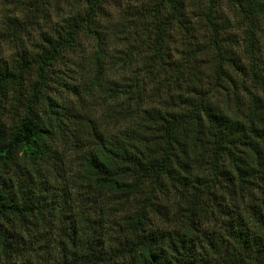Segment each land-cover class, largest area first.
Instances as JSON below:
<instances>
[{"label": "trees", "instance_id": "trees-1", "mask_svg": "<svg viewBox=\"0 0 264 264\" xmlns=\"http://www.w3.org/2000/svg\"><path fill=\"white\" fill-rule=\"evenodd\" d=\"M84 2V13L68 16L63 32L48 40L29 89L24 73L34 61L0 64V258L19 250L21 225L57 206L55 264H264V101L253 91L242 111L195 92L180 98L185 109H146L118 136L93 135L92 128L88 148L68 161L75 169H65L57 148L86 128L44 95V73L79 32L100 36L95 17L103 0ZM238 5L264 27V0ZM146 15L152 38L143 70L159 72L170 65L171 30L185 26L181 0H155ZM205 16L216 35L215 17ZM141 90L137 84L122 93L139 98ZM66 198L75 205L68 217L58 205Z\"/></svg>", "mask_w": 264, "mask_h": 264}, {"label": "rangeland", "instance_id": "rangeland-1", "mask_svg": "<svg viewBox=\"0 0 264 264\" xmlns=\"http://www.w3.org/2000/svg\"><path fill=\"white\" fill-rule=\"evenodd\" d=\"M241 1L245 0H181L185 26L171 30L165 42L170 65L158 72L143 70L152 38L148 33L149 17L144 13L155 0H103L102 12L95 17L100 36L79 32L74 46L44 73V95L67 106L86 128L57 148L68 173L75 169V164L68 161L88 148L86 133L95 131L93 135L102 134L104 138L118 136L146 109H185L178 103L183 102L180 98L191 97L189 93L208 92L213 102L227 101L231 108L239 105L240 111L250 102L249 90L264 101L263 19L251 24L239 10ZM33 2L0 0V64L16 66L21 56L34 61L24 73L28 89L37 78L39 56L48 40L63 32L68 16L83 14L86 8L84 0ZM205 12L216 19V35L206 25ZM214 36L218 46L213 43ZM217 64L220 70L216 72ZM251 74L261 83L252 81ZM137 84L143 87L139 98L135 92L122 93L128 88L136 91ZM7 108L12 111L10 104ZM24 175L17 174L21 178ZM55 184L50 187L54 192ZM61 193L62 189L55 198ZM58 205L66 217L75 209L71 198L59 200ZM52 213L42 219L31 217L21 225L19 250L9 249L0 264H55L60 257L57 246L59 250L61 239Z\"/></svg>", "mask_w": 264, "mask_h": 264}]
</instances>
